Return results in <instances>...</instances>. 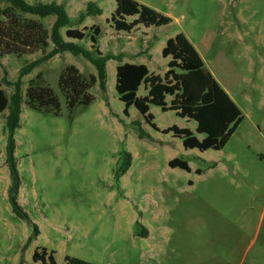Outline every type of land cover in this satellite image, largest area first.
I'll list each match as a JSON object with an SVG mask.
<instances>
[{
    "label": "rangeland",
    "instance_id": "1",
    "mask_svg": "<svg viewBox=\"0 0 264 264\" xmlns=\"http://www.w3.org/2000/svg\"><path fill=\"white\" fill-rule=\"evenodd\" d=\"M24 1L62 6L70 20L61 30L65 42L91 50L88 37L68 39L65 31L92 34L96 26L104 56L144 64L160 77L168 61L162 49L183 34L243 121L221 150H185L181 139L161 129L188 128L196 135L194 121L150 106L156 131L134 107L124 116L115 91L119 62L113 59L106 63L105 89L97 82L89 90L91 104L69 110L58 87L61 72L74 66L88 79L96 69L81 56L55 55L22 78L20 127L14 134L16 201L37 227V237L33 225L11 209L8 111L0 114V264H41L32 255L42 248L54 252L57 264H68L67 256L89 264H264V0H133L171 23L130 33L113 28L115 0ZM7 8L0 0V25L7 24L2 15ZM9 13L25 23L37 21L48 34L56 21ZM52 49L49 41L44 52L0 56V84L8 98L20 70ZM31 82L53 90L58 115L28 108ZM145 95L142 85L138 96ZM125 152L132 156L131 167L117 177ZM175 158L186 161L190 172L170 168Z\"/></svg>",
    "mask_w": 264,
    "mask_h": 264
},
{
    "label": "trees",
    "instance_id": "2",
    "mask_svg": "<svg viewBox=\"0 0 264 264\" xmlns=\"http://www.w3.org/2000/svg\"><path fill=\"white\" fill-rule=\"evenodd\" d=\"M9 8L2 12L7 18L6 25H0V56L16 55L21 57L28 53L45 51L49 41L53 49L44 53L41 58L25 65L19 72L18 78L12 86L14 93L8 98L0 84V114L8 111L6 116V165L9 169L11 186L9 189V202L12 212L19 218L33 225L28 215L16 201L20 179L17 171L14 134L20 127V113L23 96L21 80L36 67L45 63L58 54L70 53L81 56L93 65L96 75L88 79L83 77L74 66L66 67L58 79L59 90L64 97L67 108L75 109L78 105L87 107L93 101L89 90L98 82L102 90L105 89L106 63L113 59L118 60L116 66L115 91L118 99L123 103L124 116H129V109L134 107L144 118L145 122L154 130L159 131L153 123L154 117L149 112L150 106L161 109L162 112L173 111L177 117L192 120L196 123V135L188 128L171 126L161 130L162 134H172L182 141L185 150H221L235 130L243 121V116L236 104L213 78L205 67L196 49L183 34H177L167 40L161 51L164 59H169L167 71L163 77L149 73L144 64L122 63L119 57L104 56L98 49L101 30L92 27V34L68 28L65 36L68 39L82 41L87 37L92 43L91 50H86L76 44L65 42L61 30L70 24L66 11L62 6L55 4L30 5L24 0H4ZM116 8L110 20L117 32L130 33L139 26L145 28L161 27L171 23V18L141 5L133 0H115ZM10 11L21 14H30L45 18L55 16L56 21L50 34L37 21L22 22ZM128 18H133L128 21ZM144 86L146 95L138 96L141 86ZM171 98L170 104L166 102ZM26 105L31 110H50L55 115L60 113V101L53 90L48 86H39L30 83L25 93ZM139 138L145 134L139 127ZM197 135L203 136L199 139ZM132 156L125 152L123 163L117 177L123 176L131 167ZM172 169L179 168L190 172L188 163L175 158L168 162ZM196 174H201L200 170ZM37 227L33 225V237H37ZM32 239V238H31ZM31 239L29 241H31ZM54 252L42 248L33 252V262L41 264H57ZM68 264H89L85 261L66 257Z\"/></svg>",
    "mask_w": 264,
    "mask_h": 264
},
{
    "label": "crops",
    "instance_id": "3",
    "mask_svg": "<svg viewBox=\"0 0 264 264\" xmlns=\"http://www.w3.org/2000/svg\"><path fill=\"white\" fill-rule=\"evenodd\" d=\"M166 60H168V61H169V59H166ZM168 61H167V63H168ZM166 65H167V64H166ZM145 66H146V65H145ZM148 70H149V69H148ZM166 71H167V69H166ZM166 71H165V72H166ZM149 73H151V72H150V70H149ZM222 89H223V88H222ZM223 90H224V89H223ZM224 91H225V90H224ZM225 92H226V91H225ZM226 93H227V92H226ZM227 95L229 96V94H228V93H227ZM229 97H230V96H229ZM230 99H231V97H230ZM170 100H171V98H170ZM231 100H232V99H231ZM161 130H162V129H161Z\"/></svg>",
    "mask_w": 264,
    "mask_h": 264
}]
</instances>
